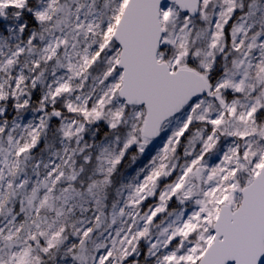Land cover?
<instances>
[{
	"label": "snow or ice",
	"instance_id": "1",
	"mask_svg": "<svg viewBox=\"0 0 264 264\" xmlns=\"http://www.w3.org/2000/svg\"><path fill=\"white\" fill-rule=\"evenodd\" d=\"M0 264H264V0H0Z\"/></svg>",
	"mask_w": 264,
	"mask_h": 264
}]
</instances>
